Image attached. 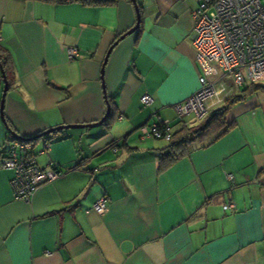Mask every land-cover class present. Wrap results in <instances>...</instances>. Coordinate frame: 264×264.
<instances>
[{
	"label": "crops",
	"instance_id": "1",
	"mask_svg": "<svg viewBox=\"0 0 264 264\" xmlns=\"http://www.w3.org/2000/svg\"><path fill=\"white\" fill-rule=\"evenodd\" d=\"M198 3L136 0L141 22L113 47L101 82L109 47L135 25L131 0H0V47L12 65L7 126L31 138L110 113L105 125L29 144L39 169L63 172L28 202L14 200L12 173L0 168V264H264V95L233 105L225 135L160 173L166 142L141 136L163 122L172 132L197 125L177 120L173 105L203 75L191 44ZM69 48L77 59L66 58ZM219 82L225 92L207 101L209 112L239 90ZM2 88L0 73V98ZM8 138L0 119V150Z\"/></svg>",
	"mask_w": 264,
	"mask_h": 264
},
{
	"label": "built area",
	"instance_id": "2",
	"mask_svg": "<svg viewBox=\"0 0 264 264\" xmlns=\"http://www.w3.org/2000/svg\"><path fill=\"white\" fill-rule=\"evenodd\" d=\"M193 27L191 44L194 58L201 66L199 87L185 100L173 105L177 120L191 117L193 124H200L208 115L207 101L225 92L221 81L231 80L234 88L246 84L264 85V0H199L191 13ZM66 58H78V51L69 48ZM207 76L218 77L216 82ZM140 104L148 106L152 100L148 94L140 97ZM141 136L168 143L172 130L166 122L151 128L141 127ZM116 151V149H113ZM0 168L12 173L10 185L14 200L28 202L39 186L62 175L57 166L39 169L33 159L30 145L8 138L1 145ZM231 180L229 175L226 176ZM234 205L225 204L223 210ZM92 210L102 214L106 210L105 198L98 199Z\"/></svg>",
	"mask_w": 264,
	"mask_h": 264
},
{
	"label": "trees",
	"instance_id": "3",
	"mask_svg": "<svg viewBox=\"0 0 264 264\" xmlns=\"http://www.w3.org/2000/svg\"><path fill=\"white\" fill-rule=\"evenodd\" d=\"M70 1H80L84 4H113L116 0H55L58 3H67ZM141 22V21H140ZM0 67L3 74L8 82V87L10 85V77L12 72V65L9 55L5 52L3 48L0 47ZM254 94L264 95V85H254L246 84L239 88L237 92L232 93L218 108L208 112L207 117L198 125L194 127H181L178 131L172 132L171 139L166 143L165 148H163L158 155V168L157 172L160 173L170 167L172 164L178 160L185 157L194 147L204 148L223 135H225L231 128L232 124H227L225 117L233 105L240 103ZM110 117H107V119ZM104 121V125L107 121ZM160 125V124H159ZM11 133L17 135L13 129L8 127ZM9 136L11 134L8 132ZM23 138V137H22ZM34 137L23 138L20 142L25 144H33L35 140ZM264 173V168L259 172Z\"/></svg>",
	"mask_w": 264,
	"mask_h": 264
},
{
	"label": "water",
	"instance_id": "4",
	"mask_svg": "<svg viewBox=\"0 0 264 264\" xmlns=\"http://www.w3.org/2000/svg\"><path fill=\"white\" fill-rule=\"evenodd\" d=\"M131 3L133 4L134 6V9H135V12H136V22H135V25L130 29L128 30L127 32H125L124 34L120 35L116 41L109 47L106 55H105V58L103 60V63H102V67H101V72H100V79H101V82H102V73H103V70H104V66L106 64V61H107V58L110 54V52L112 51L113 47L121 40L123 39L126 35H129L131 33H133L139 26V22H140V16L138 14V9H137V4H136V0H131ZM0 73H1V78H2V84H3V88H2V93H1V98H0V119L1 121L3 122L6 130L11 134V136H13L14 138H16L18 141L20 140H23L22 137L18 136V135H15L13 133H11L10 129L8 128L6 122H5V119H4V116H3V104H4V99H5V95L7 93V90H8V84H7V81H6V78H5V75L3 74L2 72V69L0 67ZM109 107L107 106L106 108V113L105 115L103 116V118L96 122V123H93V124H86V125H63V126H57L55 128H51L49 130H46L44 131L43 133L35 136L33 138V140H37L39 138H42L46 135H50V134H53V133H58V132H61L63 130H69V129H89V128H94V127H98L100 125H102L104 123V121L107 119V117L109 116Z\"/></svg>",
	"mask_w": 264,
	"mask_h": 264
}]
</instances>
